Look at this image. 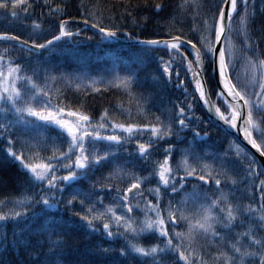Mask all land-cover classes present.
I'll list each match as a JSON object with an SVG mask.
<instances>
[{
    "label": "snow or ice",
    "instance_id": "1",
    "mask_svg": "<svg viewBox=\"0 0 264 264\" xmlns=\"http://www.w3.org/2000/svg\"><path fill=\"white\" fill-rule=\"evenodd\" d=\"M261 4L264 6V0ZM144 6L149 11L154 9L157 15L165 8L163 2L149 5L148 0H144ZM32 7L30 0H0V10L13 19L22 15L29 19ZM42 7L54 18L47 32L50 38H43V42L33 38L44 26L32 20V35L28 38L0 30V41L20 45V50L31 56L51 48L54 42L81 36L83 32L90 33L88 40L125 39L138 67L157 65L152 76L154 83L171 84L175 75V88H183L184 100L175 102L171 109H159L160 114L148 122H117L109 118L107 109L94 122L88 113L66 109L59 100L53 104L51 93L45 91L47 82L42 86L36 79L38 72L32 70L29 75L25 64L8 55V48L0 51V114L7 121L0 122V141L4 145L0 146V170L16 168V174L0 177V186L22 175L20 186L33 189L31 195L0 200V208L12 204L7 211L0 210V227L12 222L14 228L11 241L7 231L0 235V247L21 246L31 258L33 250L43 245L39 241L26 242L24 238L29 219L41 215L46 219L52 217L47 221L53 229L50 235H57L53 243L61 248L53 255H63L60 236L85 233L97 237L93 247L101 256L118 253L125 260L151 258L152 264H209L206 256L212 264H257V260L264 264V178L255 183L257 178L264 177V49L259 46L264 35L253 39L249 30L255 17V0H251V12L250 0H182L177 8L181 12L191 10L193 19H198L190 30L198 34V39L176 28L167 29L164 36L157 32L142 38L133 30L140 28L134 12L141 5L131 0H123L120 6L119 19L125 21L123 24L105 17L97 5L85 4L84 0L75 16L65 13L66 5H53L51 0H44ZM148 19L143 17L144 21ZM128 22L133 28L128 27ZM260 31L264 33V26ZM233 34L242 38L239 46ZM240 53L251 70L243 77L235 72ZM109 84L127 92L129 97H133L134 87L143 86L135 72L117 74ZM92 90L99 91L94 87ZM136 99L137 116L146 117L148 110L140 102L143 95ZM197 107L201 115H195ZM125 111L128 119H133L131 109ZM8 113L14 118L9 120ZM213 128L226 136L235 133L236 138L223 153L207 150ZM48 130L56 132L51 139L59 140L67 148L60 150L53 144V154L42 156L49 139L44 133ZM102 130L112 134L104 135ZM145 136L147 140H143ZM133 141L136 147L130 155L143 162L139 171L129 172L117 165L107 175L92 181L89 189L80 187L81 181L89 180L111 163L123 145ZM154 155L162 159H153ZM237 169L244 175L239 176ZM143 171L147 175L139 174ZM190 179L195 182L186 192ZM245 180L253 181L248 186L253 198L247 204L238 200L234 203L230 199L233 190ZM125 182L127 186L120 187ZM146 183L151 186L145 188ZM257 191L259 204L254 199ZM177 196L180 198L176 199ZM241 217L250 221L249 226L233 234L237 220L243 227ZM185 223L186 230H176ZM146 237L157 243L141 244L139 241ZM105 238L109 245L117 239L123 243L118 249L101 247ZM198 238L206 242L200 249L193 247ZM207 246L216 250L205 252ZM169 254L170 261L158 259ZM0 264L5 262L0 259ZM29 264L52 261L37 255Z\"/></svg>",
    "mask_w": 264,
    "mask_h": 264
},
{
    "label": "trees",
    "instance_id": "2",
    "mask_svg": "<svg viewBox=\"0 0 264 264\" xmlns=\"http://www.w3.org/2000/svg\"><path fill=\"white\" fill-rule=\"evenodd\" d=\"M33 3V7L29 9L31 16L29 19H23V15L20 19H13L3 10H0V30H6L16 34H20L24 38H28L32 35L31 21L37 20L43 23L44 30L36 33L33 38H39V42H43V38H50L47 36V32L50 31L49 24L54 19L49 17L46 10L42 7L44 0H30ZM134 4H140L141 8L134 12L137 17V21L140 24L139 29L133 28V25L128 22V27L133 28L137 34H140L142 38L147 33L153 35L159 33V35L164 36L165 31L169 28L182 29L185 33L189 35H196L198 39V34L191 33V29L194 23L198 22L193 19L191 10L181 12L177 5H179L182 0H148V4L152 5L156 2H163L165 8L158 15L155 14L154 9L149 11L147 7L144 6V0H131ZM212 2V0H208ZM51 3L57 4L62 3L66 5L64 11L66 14L78 15L79 5L81 0H51ZM85 4L97 5L100 10L104 12L105 17H112L113 20L121 24L125 21L120 20L121 15V5L123 0H84ZM191 3V0H189ZM111 6V7H110ZM249 11H252L251 0ZM148 16L147 21L143 20V17ZM105 23L108 20L105 19ZM264 26V6L261 4V0H255V17L249 24V30L252 33L253 39L257 36L264 35L260 29ZM74 30V28H73ZM89 32H83L82 36L86 37ZM241 37L233 34L234 42L239 46L241 43ZM125 40V39H124ZM90 41L98 42L101 41L98 38H94ZM261 49H264V39L259 42ZM4 48L9 49L8 55L10 57H15L17 63H23L29 69V75L32 70L38 72L37 80L44 86L45 81V91L51 93L53 98V104L57 101H61L66 109H71L73 111H84L88 113L94 122H98L100 119V114L105 109L108 110L109 118H114L117 122H148L153 119L154 115H159V109H171L173 104L178 100H184L183 88L177 90L175 84L178 81L173 75V80L171 84L166 83H154L152 81V76L155 74L156 64L148 63L145 66H137L135 58L132 51L127 47V45H106V44H92L89 41L74 38L70 41H63L53 45L40 54L33 53L31 56L27 51H21V47L13 46V44L0 42V51ZM163 54V53H160ZM167 58V56H165ZM251 70L245 65L244 56L242 53L238 54L235 63V72L239 73L242 77L249 73ZM130 72H135L138 74L139 82L143 85L142 87H134L132 89L133 97H129L127 92L118 89L111 84L109 81L119 74L120 76L129 74ZM235 74V73H234ZM183 77V73H181ZM95 81L94 84L92 82ZM91 84V87L89 85ZM79 85V88L77 87ZM99 89V91H93L92 88ZM191 92V88L189 89ZM141 94L144 100H141V104L147 108V116H137V99ZM191 99V95L188 97ZM81 105H83L81 107ZM120 106V107H118ZM126 109H131L133 119H128V113ZM168 113H165L167 115ZM195 115H201V110L197 107ZM9 120L14 118L12 113L7 114ZM0 122H7L4 120L3 115L0 114ZM195 126V125H194ZM204 128V125H200ZM204 130H207L206 128ZM102 134L109 135L112 134L111 131L102 130ZM49 139L45 142V150L41 152L42 156H48L53 154V144L60 148V150H65L67 148L66 144L61 145L59 140H53L51 137L56 135L53 130H48L44 133ZM174 139V138H173ZM235 139L233 136H226L223 132L218 131L213 128L211 132V140H209L210 147L207 149L210 152L223 153L229 146V142ZM143 140H147V136L143 137ZM106 142H101V144ZM163 144V142H161ZM0 146H4L3 142L0 141ZM136 147L135 141L130 144L123 145L122 148L116 153V157L111 161V163L105 165L101 170L97 171L95 175L91 176L89 180L81 181L80 187L83 189H89L91 187L92 181L96 180L103 175H107L115 166L120 165L126 171H139L143 166V162L134 159L130 155L133 149ZM124 149L128 151L125 152ZM162 150V149H161ZM115 151V150H114ZM58 155V152L56 153ZM153 159H162L161 157H152ZM230 158H234V155ZM133 165H136L134 168ZM150 167V165H149ZM239 176H243L244 173L237 169ZM16 174V168L14 166L8 167L6 170H0V177L8 178L10 175ZM63 175V172L59 173ZM141 175H147L146 171L139 172ZM260 177L255 180V183H259ZM24 177L22 175L18 176L17 180H13L7 185L0 186V200L5 199H16L20 196L31 195L33 189L28 188L25 190L20 186L19 181H23ZM195 181L189 180L187 182V187L185 191H190L192 189V183ZM252 180H245L244 183H238L236 188L233 190V196L230 199L235 203L237 200L243 205L249 202V199L253 197L248 191V186L252 184ZM116 186V182H113V189ZM127 183L120 184V187H126ZM151 185L145 184L144 187L148 188ZM39 185H37V188ZM99 192V189H97ZM106 191V190H105ZM114 194V192H113ZM145 195H148L145 193ZM182 195V194H181ZM39 197L37 196V199ZM180 197L177 196L176 199ZM214 198V197H213ZM149 199H152L149 196ZM254 199L257 204L260 202V193L255 192ZM110 197L105 199V203H108ZM167 202V197H165V203ZM12 207L9 203L7 207L0 208L2 211H7ZM22 210V209H17ZM50 212H55V209L49 210ZM64 215H67L65 213ZM52 217L44 218L41 215L32 216L29 219V228L26 233L24 240L26 242L39 241L43 247H38L33 250V256L30 258L28 251L21 246H10L7 249L5 247H0V259H2L5 264H29L30 259H35L37 255L41 259L47 257L52 261V264H65L68 261L69 264H74V262L79 261L80 264H108L109 261H118L119 264H152L151 258L144 259L140 261L139 259H127L119 258L118 253H109L105 256H101L93 247V242L97 240L96 236H90L85 233H75L71 237L60 236L59 240L61 242V247L63 248V255H53L61 250L53 242L57 241V235H50L53 229L48 224V220ZM244 220L243 227L240 226V220H237L236 227L232 229V233L244 231L248 226L250 221L241 217ZM2 223V222H0ZM187 225L181 224L177 226V231L186 230ZM12 222H8L6 227H0V235L5 231L8 233L9 241L12 240L13 232ZM219 231L220 228L218 227ZM56 231H59L56 229ZM42 233V234H41ZM145 246H151V244L157 243L154 238L146 237L139 241ZM123 243L122 240L117 239L111 245H109L107 238L101 243V247L111 246L118 249ZM206 242L203 238H198L194 241L193 247L200 249L205 246ZM216 248L214 246L204 247L205 252H214ZM158 259L162 261H170L171 255L160 256ZM205 259H209V264H212L208 256ZM250 264V262H249ZM258 264V260H257Z\"/></svg>",
    "mask_w": 264,
    "mask_h": 264
},
{
    "label": "water",
    "instance_id": "3",
    "mask_svg": "<svg viewBox=\"0 0 264 264\" xmlns=\"http://www.w3.org/2000/svg\"><path fill=\"white\" fill-rule=\"evenodd\" d=\"M76 37H79V38H81V39H84V40H87L86 38H84V37H81V36H74V37H72V38H65L64 40H61V41H57V42H54V44H56V43H59V42H62V41H67V40H71V39H74V38H76ZM1 42H4V41H1ZM6 43H10V42H6ZM91 43L92 44H106V45H112V44H117V45H128V41L127 40H112V39H108V40H103V41H101V42H94V41H91ZM10 44H12V43H10ZM17 46H20V45H17ZM21 47V46H20ZM43 51V50H42ZM234 138H236L235 137V133H233V135H232ZM240 141H242V137L240 138V140L238 141V142H240ZM250 147V146H249ZM254 151V150H253ZM191 180V179H190ZM194 181V180H193Z\"/></svg>",
    "mask_w": 264,
    "mask_h": 264
}]
</instances>
